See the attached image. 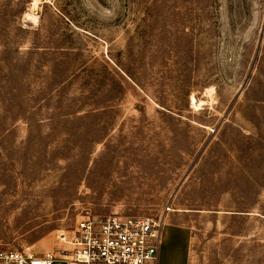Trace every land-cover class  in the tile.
Listing matches in <instances>:
<instances>
[{"label": "rangeland", "instance_id": "1", "mask_svg": "<svg viewBox=\"0 0 264 264\" xmlns=\"http://www.w3.org/2000/svg\"><path fill=\"white\" fill-rule=\"evenodd\" d=\"M85 214L264 264V0H0V251Z\"/></svg>", "mask_w": 264, "mask_h": 264}, {"label": "built area", "instance_id": "2", "mask_svg": "<svg viewBox=\"0 0 264 264\" xmlns=\"http://www.w3.org/2000/svg\"><path fill=\"white\" fill-rule=\"evenodd\" d=\"M165 216L85 214L56 245L41 254L31 247L0 251V264H159Z\"/></svg>", "mask_w": 264, "mask_h": 264}, {"label": "bare ground", "instance_id": "3", "mask_svg": "<svg viewBox=\"0 0 264 264\" xmlns=\"http://www.w3.org/2000/svg\"><path fill=\"white\" fill-rule=\"evenodd\" d=\"M28 15H29V14H28ZM28 15H27V16H28ZM30 17H31V16H30ZM32 19H33V18H32Z\"/></svg>", "mask_w": 264, "mask_h": 264}]
</instances>
